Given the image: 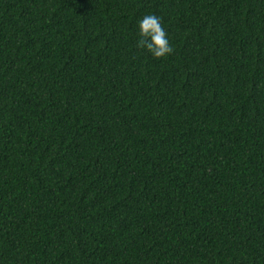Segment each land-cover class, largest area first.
<instances>
[{"label":"trees","instance_id":"16d2710c","mask_svg":"<svg viewBox=\"0 0 264 264\" xmlns=\"http://www.w3.org/2000/svg\"><path fill=\"white\" fill-rule=\"evenodd\" d=\"M0 264H264V0H0Z\"/></svg>","mask_w":264,"mask_h":264},{"label":"clouds","instance_id":"9594fccd","mask_svg":"<svg viewBox=\"0 0 264 264\" xmlns=\"http://www.w3.org/2000/svg\"><path fill=\"white\" fill-rule=\"evenodd\" d=\"M138 36L136 47L147 50L154 58H165L174 51L161 18L155 14L145 15L138 22Z\"/></svg>","mask_w":264,"mask_h":264}]
</instances>
